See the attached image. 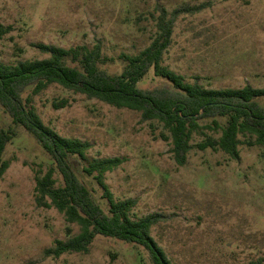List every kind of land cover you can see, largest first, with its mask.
<instances>
[{"label":"rangeland","instance_id":"obj_1","mask_svg":"<svg viewBox=\"0 0 264 264\" xmlns=\"http://www.w3.org/2000/svg\"><path fill=\"white\" fill-rule=\"evenodd\" d=\"M183 12L174 23L162 65L210 89H264V0H0V63L46 58L39 44L91 49L99 43L112 59L100 67L123 68L119 56L136 55L156 34L157 9ZM169 86L153 71L138 83L143 90ZM27 90L23 97L30 94ZM67 106L53 108V102ZM42 122L65 138L90 143L76 169L93 160L118 157L122 164L105 174L114 200L134 199L133 219L158 213L164 219L151 237L172 264H264V147L239 136V159L218 150H200L205 131L191 137L186 163L171 153L168 133L138 112L117 109L52 84L31 97ZM16 133L4 152L9 168L0 179V264H151L140 245L97 235L87 253L46 255L56 240L78 234L54 208L37 207L35 176L50 157L0 106V130ZM80 171V170H79ZM57 185L61 177L56 172ZM107 211L102 190L79 174ZM69 230V231H68Z\"/></svg>","mask_w":264,"mask_h":264},{"label":"trees","instance_id":"obj_2","mask_svg":"<svg viewBox=\"0 0 264 264\" xmlns=\"http://www.w3.org/2000/svg\"><path fill=\"white\" fill-rule=\"evenodd\" d=\"M200 9H179L171 13L164 8L157 9L154 38L138 54L119 56L123 64L119 74H110L100 67L112 59L103 57L99 43L91 49L39 44L37 48L46 58L13 65L0 63L1 108L12 124L30 134L51 160L45 172L35 176V203L37 207L56 209L68 224H75L79 230L67 241L56 240L46 255L58 258L63 254L87 253L95 237L100 235L140 245L148 252L151 264H172L151 237V229L164 217L151 213L133 219L131 211L136 201L114 200L105 183V174L119 168L123 160L118 157L93 160L76 169L75 162L86 159L90 143L60 136L30 107L31 97L52 84L117 109L138 112L144 122L156 121L168 133L162 137L170 140L171 153L179 166L186 163L195 133L218 134V138L207 136L197 148L218 150L233 160L239 159V136L253 139L247 142L249 146L264 147V89L249 85L236 89L205 88L198 82H185L183 76L162 65L178 16ZM5 33L0 27V38ZM151 70L169 86L140 89L138 83ZM27 90L31 92L24 98ZM67 104V100H62L53 102L52 107L63 108ZM15 136L13 128L0 130V179L10 166L3 157L5 149ZM56 172L61 177L60 185H57ZM80 173L92 178L101 188L107 211L80 180Z\"/></svg>","mask_w":264,"mask_h":264}]
</instances>
